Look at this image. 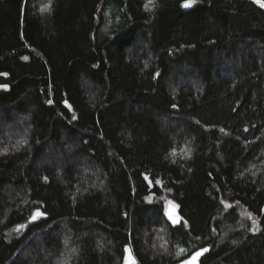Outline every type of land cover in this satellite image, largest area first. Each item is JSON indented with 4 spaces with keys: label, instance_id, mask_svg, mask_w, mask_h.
<instances>
[{
    "label": "trees",
    "instance_id": "trees-1",
    "mask_svg": "<svg viewBox=\"0 0 264 264\" xmlns=\"http://www.w3.org/2000/svg\"><path fill=\"white\" fill-rule=\"evenodd\" d=\"M193 2L0 0V264H264V9Z\"/></svg>",
    "mask_w": 264,
    "mask_h": 264
},
{
    "label": "water",
    "instance_id": "water-1",
    "mask_svg": "<svg viewBox=\"0 0 264 264\" xmlns=\"http://www.w3.org/2000/svg\"><path fill=\"white\" fill-rule=\"evenodd\" d=\"M194 2L192 0L191 2V6L190 7H184L185 10H191L193 8ZM17 86V83H15L12 79V76L7 73V72H3L0 73V93H7L12 91L15 87ZM171 205H175L173 203H171ZM171 205L168 203V205L165 208V217L167 219V221L169 222L170 225H172L173 227H178L180 226L185 220L183 218V216L181 215V211H180V207H178L177 205H175V208H172ZM172 213L173 219H177L178 218V222L174 223L173 219H169V213ZM204 249H207V251H203ZM203 251V254L200 255L196 261L195 264H202L203 259L208 256L211 253V247L207 246L204 248H200L198 250H196L195 252H193L190 256H188L187 258L175 263V264H192V258L193 256L197 253V252H201Z\"/></svg>",
    "mask_w": 264,
    "mask_h": 264
},
{
    "label": "snow or ice",
    "instance_id": "snow-or-ice-1",
    "mask_svg": "<svg viewBox=\"0 0 264 264\" xmlns=\"http://www.w3.org/2000/svg\"><path fill=\"white\" fill-rule=\"evenodd\" d=\"M191 2L192 0H186V3L184 4V7H190L191 6ZM253 2L255 4H257L260 8L264 9V0H253ZM147 7V5H146ZM223 131V130H222ZM169 204L171 205V202L169 201ZM172 208H175V205H171ZM37 216L40 215V213L36 214ZM33 219H35V217H33ZM169 219H173L172 213H169ZM173 222L176 223L178 222V218L177 219H173ZM203 251H207V249H204ZM203 251L201 252H197L193 258H192V264H195L196 259L203 254ZM131 264H134V261L131 262Z\"/></svg>",
    "mask_w": 264,
    "mask_h": 264
},
{
    "label": "rangeland",
    "instance_id": "rangeland-1",
    "mask_svg": "<svg viewBox=\"0 0 264 264\" xmlns=\"http://www.w3.org/2000/svg\"><path fill=\"white\" fill-rule=\"evenodd\" d=\"M167 205H168V203L165 204V208H166ZM130 263H131V256L128 255L127 264H130Z\"/></svg>",
    "mask_w": 264,
    "mask_h": 264
}]
</instances>
